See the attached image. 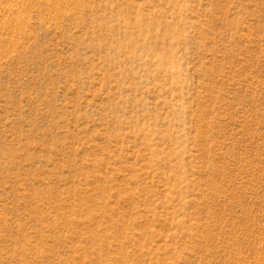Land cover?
Wrapping results in <instances>:
<instances>
[{"label": "rangeland", "instance_id": "1", "mask_svg": "<svg viewBox=\"0 0 264 264\" xmlns=\"http://www.w3.org/2000/svg\"><path fill=\"white\" fill-rule=\"evenodd\" d=\"M0 264H264V0H0Z\"/></svg>", "mask_w": 264, "mask_h": 264}]
</instances>
